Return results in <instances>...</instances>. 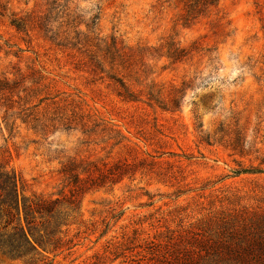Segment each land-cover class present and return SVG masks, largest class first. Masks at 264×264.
Wrapping results in <instances>:
<instances>
[{
	"label": "rangeland",
	"instance_id": "374dc122",
	"mask_svg": "<svg viewBox=\"0 0 264 264\" xmlns=\"http://www.w3.org/2000/svg\"><path fill=\"white\" fill-rule=\"evenodd\" d=\"M183 12V0H0V81L18 83L10 99L39 105V117L75 112L85 125L56 126L38 138L5 112L9 99H0V168L21 177L25 196L59 194L61 163L70 159L123 162L136 170L82 194L68 228L69 250L38 264H94L108 242L134 230L142 239L166 240L171 230L190 229L215 213L264 208V173L233 174L264 171V0H217L186 26ZM46 13L50 34L39 28ZM20 17L28 25L18 31L11 21ZM79 23L86 45L102 52L112 39L145 49L147 82L162 96L192 81L178 110L123 101L104 73L83 65L84 49L62 50L46 37L75 38ZM97 48L86 49L104 54ZM171 48L186 53L171 59ZM237 133L243 156L228 146ZM0 264L29 263L0 254Z\"/></svg>",
	"mask_w": 264,
	"mask_h": 264
},
{
	"label": "trees",
	"instance_id": "16d2710c",
	"mask_svg": "<svg viewBox=\"0 0 264 264\" xmlns=\"http://www.w3.org/2000/svg\"><path fill=\"white\" fill-rule=\"evenodd\" d=\"M183 24L186 26L206 9L216 7L217 0H183ZM46 13L44 21L53 33ZM18 31L28 24L26 18L11 21ZM75 27V38L46 36L47 39L62 50H77L82 56L83 65L88 64L93 73H104L110 85L114 86L117 97L125 102L144 103L149 107L156 106L162 111H176L180 107L182 92L190 88L192 81H184L166 96H162L154 81H148L145 49H132L120 45L114 39L104 41V52L97 46L86 45V40ZM38 27V26H37ZM46 34V35H47ZM70 38V39H68ZM89 41V40H88ZM97 48L104 53L101 56L86 49ZM92 52V53H91ZM169 58L179 59L185 55L186 49L171 48ZM104 64V68L102 65ZM143 78V79H142ZM17 82L0 81V99L8 101L3 105L21 120L22 124L30 125L36 137L45 139L46 133L56 126L64 131L73 129V125H81L82 117L75 112L56 110L46 112L40 117L34 113V107H26L27 102L17 95L18 101L13 102L12 94L17 89ZM24 103L22 104V102ZM42 103L44 99L40 100ZM16 111H13L15 106ZM5 119V118H4ZM78 121V122H77ZM235 135V134H234ZM229 137L224 135L223 138ZM33 144H37L32 141ZM228 146L243 156V148L239 133ZM136 170L132 166L117 162L112 165L100 161L70 159L61 163L59 174L64 183L63 190L56 196L33 194L24 195L23 181L14 172L0 168V254L11 260H23L29 264H38L48 259V255L67 248L72 242L68 237V228L73 225L80 196L88 191L115 185L125 178H131ZM264 173L257 168L239 169L235 176L242 174ZM67 189V192L65 191ZM122 214L113 216L120 219ZM108 229L101 236L107 235ZM166 240L160 237L141 238L138 230L131 235H122L120 241L107 243L103 257H97L94 264H264V208L244 206L215 213L198 222L196 226L181 232L170 231ZM117 238H115L116 240ZM69 250V248H67Z\"/></svg>",
	"mask_w": 264,
	"mask_h": 264
}]
</instances>
